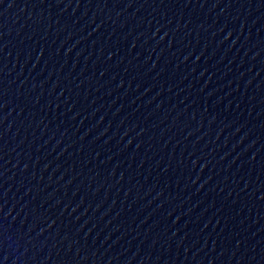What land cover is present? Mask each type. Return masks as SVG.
Instances as JSON below:
<instances>
[{"label":"water","instance_id":"95a60500","mask_svg":"<svg viewBox=\"0 0 264 264\" xmlns=\"http://www.w3.org/2000/svg\"><path fill=\"white\" fill-rule=\"evenodd\" d=\"M0 264H264V0H0Z\"/></svg>","mask_w":264,"mask_h":264}]
</instances>
